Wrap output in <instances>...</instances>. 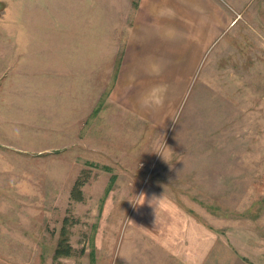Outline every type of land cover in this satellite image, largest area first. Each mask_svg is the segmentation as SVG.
I'll return each instance as SVG.
<instances>
[{"label":"rangeland","instance_id":"1","mask_svg":"<svg viewBox=\"0 0 264 264\" xmlns=\"http://www.w3.org/2000/svg\"><path fill=\"white\" fill-rule=\"evenodd\" d=\"M59 1L0 0V264H264V0H223L232 26L161 136L91 131L101 105L64 127L48 54L79 47L81 13Z\"/></svg>","mask_w":264,"mask_h":264},{"label":"crops","instance_id":"2","mask_svg":"<svg viewBox=\"0 0 264 264\" xmlns=\"http://www.w3.org/2000/svg\"><path fill=\"white\" fill-rule=\"evenodd\" d=\"M59 2L62 8L80 9L75 23L81 27L77 34L71 33L77 35L73 37L79 40L78 48L70 44L48 54L54 68L49 74L50 98L52 95V101L61 105L62 112L79 114L75 122L72 118L63 120L67 129L74 128V123L86 127L101 105L93 114V132L100 126L113 130L118 120L130 131L135 122L137 127L144 122L148 129L161 131L160 136L166 134L194 85L203 58L233 22L223 0ZM56 64L67 72L63 79L56 73ZM113 72L106 92L104 84L110 82ZM91 131L90 135H96ZM197 232L194 237L209 230L199 226ZM208 252L207 264H214V255Z\"/></svg>","mask_w":264,"mask_h":264},{"label":"trees","instance_id":"3","mask_svg":"<svg viewBox=\"0 0 264 264\" xmlns=\"http://www.w3.org/2000/svg\"><path fill=\"white\" fill-rule=\"evenodd\" d=\"M88 177V175H87ZM117 179V176L114 175L112 176V179H110V189L113 186V184L115 183ZM84 178L83 177H78L73 188H72V192H73V196L76 200H81L82 196H83V191H82V187L86 184L87 181H83ZM109 189V188H108ZM70 222L69 217H66L64 219V227H66ZM66 233V230H64V228L62 229V235ZM72 254V248L70 247V244L68 241L64 240V238L61 239V242H59V245L56 249V254L55 257L58 258L60 256H67V255H71ZM57 260V259H56Z\"/></svg>","mask_w":264,"mask_h":264}]
</instances>
